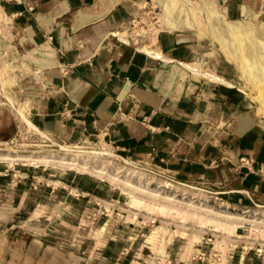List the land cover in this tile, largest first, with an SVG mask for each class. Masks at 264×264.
I'll return each instance as SVG.
<instances>
[{
    "label": "rangeland",
    "instance_id": "obj_1",
    "mask_svg": "<svg viewBox=\"0 0 264 264\" xmlns=\"http://www.w3.org/2000/svg\"><path fill=\"white\" fill-rule=\"evenodd\" d=\"M35 1L0 0V256L12 261L20 252L34 264H264V160L256 157L264 80L249 58L253 49L264 63L258 31L242 35L230 25L225 42L213 19L194 11L202 0H148L122 29L129 51L174 30L169 17L188 15L189 29L174 32L193 42L187 60L235 87L142 53L148 73L133 86L163 104L155 114L128 113L125 106L145 104L130 92L105 117L71 96L67 57L40 32ZM215 1L229 20L264 25V0ZM242 115L251 126L239 133ZM64 159L89 169H70ZM43 249L51 255L37 257Z\"/></svg>",
    "mask_w": 264,
    "mask_h": 264
},
{
    "label": "crops",
    "instance_id": "obj_2",
    "mask_svg": "<svg viewBox=\"0 0 264 264\" xmlns=\"http://www.w3.org/2000/svg\"><path fill=\"white\" fill-rule=\"evenodd\" d=\"M35 2L34 17L40 32L56 40L57 52L67 57V63L71 68L68 70L72 73L66 79L71 96L84 101L89 109L92 108L105 117H109L110 113H117L118 101L130 92L137 101L140 100L145 104L134 103L130 107L125 106V111L127 110L128 113L139 111L146 115L158 112L164 102L163 97L151 93L146 95L143 89L133 86L148 73L146 67H143L146 58L165 63L177 62L174 64L177 70L181 69V66L185 67L182 63L192 62L187 60L186 52L193 42L188 40L186 35L174 33L183 29L172 30L164 26L165 29L161 30L157 37L153 36L151 42L136 48V52L129 51L131 49L127 31L122 29L125 24L137 19L148 0H36ZM117 37L123 43L116 40ZM124 43L126 45H123ZM149 50L160 52L163 57L160 59L150 56ZM142 53L148 57L144 58ZM46 55L50 57L52 53L46 52L42 58H46ZM45 62V65L52 63L46 59ZM124 79L126 84L123 85L121 82H124ZM169 82V86L172 87L174 76L170 75ZM250 126V116L242 115L238 132L243 133ZM127 139L124 143L130 144L131 138ZM256 155L258 160H264V147L258 149ZM51 253L49 250H39L37 257L43 254L49 257ZM18 254L16 256L14 253L13 257H10L12 261L0 256V264H4L5 260L8 261L6 264H34L31 263L33 257L27 258L25 263V260L20 259L21 253Z\"/></svg>",
    "mask_w": 264,
    "mask_h": 264
},
{
    "label": "bare ground",
    "instance_id": "obj_3",
    "mask_svg": "<svg viewBox=\"0 0 264 264\" xmlns=\"http://www.w3.org/2000/svg\"><path fill=\"white\" fill-rule=\"evenodd\" d=\"M203 1V4L201 6V10L199 11H196L194 10L195 12H199L201 13L202 15H205V14H208V15H205L206 17H208L207 19H209V21H211V19H213V22H212V27L215 28V31L217 32V34L219 35V37L221 39H224L223 41H225V39H227L225 42H228L229 41V38H228V31H227V27L230 26V25H233V26H237L238 27V30L240 28L241 33L242 35H244V33H249L252 34L253 32H257L256 34V41H259V42H262L264 41V25L263 23L261 25H256V24H253L251 22H248L246 20H240V19H236V20H229L226 16V13L225 11H220L219 10V7H218V4L215 0H202ZM188 2V1H187ZM185 2V3H187ZM191 2V1H190ZM163 4V3H162ZM227 8V7H226ZM164 9H166L165 11L168 12V5L166 4V2H164ZM166 12V13H167ZM194 12V13H195ZM243 12H247L245 6H243ZM178 13V12H177ZM218 15H217V14ZM197 14V13H196ZM216 14V15H215ZM230 14V13H229ZM238 14V13H237ZM243 14V13H242ZM169 15H171V13L169 12ZM182 15V14H181ZM212 16H214V18H211ZM169 17V16H168ZM179 17V16H177ZM181 17V16H180ZM247 16H245L246 18ZM256 17V16H255ZM186 19H187V22H189L188 20V15H186V17H184V19H182L181 21H177L175 18H168V22L170 23L171 27L176 30H180V29H183V30H187L189 29V27L187 26L188 24L186 23ZM256 19V18H255ZM180 20V19H179ZM192 23V22H191ZM187 24V25H186ZM198 25V24H197ZM166 26H168L166 24ZM170 27V26H169ZM170 27V28H171ZM198 28V27H196ZM169 29V28H168ZM204 29V28H203ZM202 29V30H203ZM232 29V28H231ZM182 32V31H181ZM230 32V31H229ZM237 32V31H236ZM235 32V33H236ZM232 33V32H231ZM234 33V32H233ZM239 33V32H238ZM255 34V33H254ZM253 34V35H254ZM218 35H217V42L220 41L218 40ZM232 37V36H231ZM248 39V38H247ZM214 40V39H213ZM245 40V39H243ZM240 41V40H238ZM230 47H232L233 43L231 42L230 40ZM147 50V48H146ZM251 52L249 54V58L250 60L252 61V64H254V74L258 77V78H261L262 80H264V63L262 62V59H260V57H258V55L256 53H254V50L253 49H250ZM264 50V49H263ZM151 55L150 56H154L155 58H160V57H163L162 54L160 52H154V51H150L149 52ZM241 55V54H240ZM161 59V58H160ZM249 61V60H248ZM185 68L187 70H191L193 72H195L196 74H199V75H202L204 77H207L208 79H211L215 82H218L220 84H224L228 87H235L234 83L227 80L226 78L220 76V75H217V74H214V73H210V72H205V71H200L198 70L195 66H194V63L193 62H185V63H182ZM251 63L249 62V65ZM248 67V66H247ZM250 68V67H249ZM250 70V69H248ZM245 74V73H244ZM251 76V75H250ZM264 82V81H263ZM4 95V94H3ZM11 100V99H10ZM29 123V122H28ZM32 126H34V128L36 127L33 123H30ZM37 128V127H36ZM38 130V129H36ZM39 131V130H38ZM40 133L42 136H45L46 134L40 130ZM76 146V145H75ZM64 150L68 149L69 146H61ZM78 147V146H77ZM81 147V146H80ZM70 151V149H69ZM83 150H78L77 152V155L80 153ZM76 152V151H75ZM9 158V157H8ZM15 159V158H14ZM43 159V160H42ZM41 160L44 162H48L49 160L47 158H42ZM13 160V159H12ZM60 161V160H59ZM53 163V162H52ZM58 163V162H57ZM63 165L69 167L70 169H75V170H79V171H86L89 169L88 166H86L85 164H82L80 163L79 161H76L75 159H72V160H62L61 162ZM48 164V163H46ZM52 166V165H51ZM54 167V166H53ZM64 168V167H63ZM100 170L98 171V173L96 174H99L101 175V173H99ZM93 173V172H92ZM114 178V177H113ZM129 181V180H127ZM127 183V182H126ZM128 184H131V183H128ZM132 186H135L133 184H131ZM137 187V186H136ZM122 188V187H121ZM136 189V188H135ZM128 192V191H127ZM128 193H131V192H128ZM134 194V193H133ZM230 216V215H229ZM228 218V217H227ZM206 220V219H205ZM208 222V221H207ZM223 223V222H222ZM221 223V224H222ZM225 224V223H224ZM223 224V225H224ZM227 224V223H226ZM225 224V225H226ZM225 227V226H224ZM227 227V226H226Z\"/></svg>",
    "mask_w": 264,
    "mask_h": 264
}]
</instances>
